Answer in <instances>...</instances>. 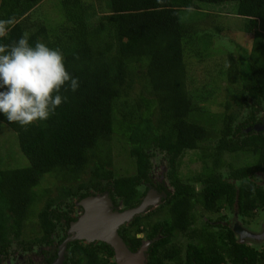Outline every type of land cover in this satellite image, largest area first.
Here are the masks:
<instances>
[{
    "label": "trees",
    "instance_id": "1",
    "mask_svg": "<svg viewBox=\"0 0 264 264\" xmlns=\"http://www.w3.org/2000/svg\"><path fill=\"white\" fill-rule=\"evenodd\" d=\"M40 1L0 0V19L15 20L3 43L27 34L30 45L39 40L50 48H59L67 71L79 79V88L75 93L62 90L67 100L55 114L27 127L9 123L0 114V122L15 134L18 150L27 161V166L22 168L0 169V253L4 252L9 236L17 240L21 234L31 206L49 194L47 188L36 189L43 177L49 175L57 183L56 197L60 198L70 193L66 184L91 169L90 182L97 186L90 182L87 185L97 191H107L112 203L117 198L128 207L137 201L135 187L149 183L145 151L151 148L166 156L169 169L166 177L174 188L172 201L175 200L181 212L176 217L177 220L181 217L176 225L183 224L194 201L205 210H213L215 204L217 208L223 204L231 207L236 201L240 215L254 203H263L264 192L250 178L255 171L264 170V130L254 129L264 126V0H106L107 11L92 26L86 23L80 0H58L62 20L52 28L40 18H31ZM197 2H234L235 15L244 20L241 34L251 39L245 64L238 68L228 59L230 63L225 71L228 102L224 109L229 102L248 109L246 118L234 127L233 115L212 113V119L208 120L191 106L184 61L190 35L181 24L178 11L193 9ZM62 23L65 25L61 26ZM216 32L219 41L221 31L216 29ZM134 82L139 91L131 99L129 92ZM118 131L127 137L135 174L111 179L110 139ZM215 137L216 152L210 154L209 163L205 161L207 157H200V170L190 178L202 184L195 194L174 172L176 158L186 150L197 149L199 142ZM222 152L251 158L229 174L231 180L240 181L237 187L216 174ZM99 180L107 182L100 185ZM57 201L60 200H44L35 214L39 235L26 242L51 243L49 235L61 219L52 208L59 206ZM137 220L134 218L128 225L134 233ZM118 234L130 251L140 244V239L126 236L125 230ZM150 237L152 232L146 238ZM103 250L107 258L112 257V249L102 242L73 245L66 249L67 262L109 264L98 255ZM234 256L236 264H253L256 258L254 252L241 244L235 245ZM163 258L177 260L174 254L160 257L152 243L147 264H164ZM198 259L201 256L195 253V264H203ZM176 264L185 263L177 261Z\"/></svg>",
    "mask_w": 264,
    "mask_h": 264
},
{
    "label": "rangeland",
    "instance_id": "2",
    "mask_svg": "<svg viewBox=\"0 0 264 264\" xmlns=\"http://www.w3.org/2000/svg\"><path fill=\"white\" fill-rule=\"evenodd\" d=\"M80 1L83 6L86 23L90 26L95 25L98 16L107 11L106 0ZM193 7L194 8L190 10L185 9L178 11L179 20L183 28H186L187 33L190 35L186 43L184 61L186 62L187 73L186 89L190 95L191 106L196 111L198 110L199 112H202V117L205 116L208 120L212 119V113L219 115L224 114V116L228 114L233 115L234 120L232 122V127H234L235 124L246 118L248 109L245 105L237 107L231 102L228 103V108L224 109V104L228 102L225 93V87L227 86V83L225 82V71L227 69V63H230V59L232 60V65L235 67L238 66V68H240L241 65L245 64L250 51L251 39L250 37L241 34V32L243 33L241 26L244 20L235 15L234 2L222 4L197 2L194 3ZM31 18L42 19L50 28L56 26L62 20L58 0H41L38 6L32 11ZM63 24L65 25V23H62L61 26H63ZM216 29H220L221 31V33H219V41L216 37L218 35ZM191 33L196 36L191 35ZM232 33L233 35L231 37ZM208 37L212 38L211 41L210 39H207ZM230 39L232 41H230ZM222 41H225L223 43L226 45H223V43H221ZM205 55L207 58H204ZM233 87H235V85H232V88ZM138 91V85L136 83L133 84V87L129 92V98L133 99ZM261 115L262 114H259L258 116ZM215 142L216 137L207 141L199 142L197 149L186 150L178 155L175 162L174 172L182 183H188L195 187L196 190H199V184L194 183L190 178L200 170V157H207L208 159L205 161L209 163L210 154L216 152L214 148ZM110 147L112 150V164L110 167L111 179L122 176H133L135 174L134 160L129 156V143L125 134L120 131L116 134H112ZM145 152L150 164V181L156 183L161 180L163 184H166L167 180L165 174L169 169L167 167L165 154L154 148L146 149ZM220 159L221 166L216 171V174L219 175L221 179L227 180L237 187L240 181L231 180L229 174L232 169L242 167L245 162L250 161V156L240 155L239 153L222 152ZM25 166H27V161L18 150L15 134L9 130L5 124L0 122V169H14ZM91 174V169H86L85 173L80 175L77 180L66 184V188L71 194H73V192L78 189L84 190L86 187H90L87 183L91 180ZM251 181L264 192V172L253 173ZM105 182H107V180H99L98 184L103 185ZM109 182H111V180H109ZM90 183L94 184L95 182ZM145 186L146 185L144 184L138 186V192H143ZM46 188L50 190L49 194L35 202L29 211H27L29 217L22 225L21 238L23 240L21 242L37 236L38 228L35 214L42 208L45 199L56 198V200H60L59 202H62L60 205L58 201L56 202L57 205H59V209L60 207L65 208L64 204L70 202L71 205H74L76 202L74 198L67 199L64 196V198L56 197L58 192L57 183L49 175L43 177L40 180L39 185L36 187L37 190ZM90 188L88 189L89 194L100 196V194H95L96 192ZM118 206L121 208L120 204ZM72 207L74 211L72 210L71 214L77 216L80 211L74 208V206ZM223 208L224 209L220 211L222 216L225 215L223 223L238 227L239 234H236L238 235V239L235 238L237 239V242L245 245H253L257 247L258 250H261L262 248L258 247V244H261L262 241L254 239L249 240L247 236L250 235L247 230H250L252 226L253 229L257 231L259 230L258 233L261 234V236H264V222H262L264 220L259 221V217L256 215L248 222H244L241 215L236 212L235 203L231 208V211L227 210L226 206ZM261 211L264 212V209ZM198 212L200 211H197V213ZM201 214L206 216L205 213ZM253 214H255V212H249V215L253 216ZM262 214L264 218V213ZM148 215L149 216L146 218L147 222L153 223L160 219L162 213ZM56 233L58 235V232ZM254 237L257 238L258 236L255 235ZM259 238L261 239V237ZM174 243L176 246L182 248L184 241L179 237ZM6 254V257H0V264H44L43 260L40 259V256H34L29 253L18 251L17 246L14 243L9 247ZM110 260L114 261V258L112 257ZM60 263L61 260L58 259H53L50 262V264Z\"/></svg>",
    "mask_w": 264,
    "mask_h": 264
},
{
    "label": "flooded vegetation",
    "instance_id": "3",
    "mask_svg": "<svg viewBox=\"0 0 264 264\" xmlns=\"http://www.w3.org/2000/svg\"><path fill=\"white\" fill-rule=\"evenodd\" d=\"M255 172H264V170H259ZM166 175L167 172L165 176ZM148 179H149V168H148ZM166 180H167L166 184H163L161 180L154 183L149 179V183H144V185L146 186L144 187L143 192H138L137 190V187L140 185L136 186L135 189L137 191V195H136L137 201L132 202L131 206L128 207L125 206L117 198L115 204L112 203L110 201L107 191L104 190L97 191L91 187L96 192L95 194H100V196H102L103 194L106 195L108 201L110 202L111 205L110 209L112 212H122L129 209L137 208L139 207L140 204H142L143 199L146 198V196L149 195L150 193H153L154 197H157L154 203L146 205L138 214L134 215L128 223H124L125 224V225L123 224L124 226L121 225L117 229V235L119 236L120 239L121 237L118 234V232L119 231L122 232L123 230L126 231V236H133L135 239H140V244L133 251H130L128 249V246H125L130 253H135L137 250L142 248V246H144L145 249L143 251V258H144L143 262L144 264H147V252L149 251L151 244L154 243L156 245V253L160 254V257L163 254H166V256L167 254H174V256L177 257L176 261H174L171 258L169 259L163 258L162 262L164 264H176L177 261L183 262L185 264H189V263L195 264V253H197L199 257L201 256V259H198V261L201 260L203 264H215V263L236 264L235 260L237 258H235L234 256L235 245L241 244L247 249H249V251H252L256 254V258L253 264H264V245H262L264 244L263 242L264 236H261V234L258 233L259 230L257 231L253 229L252 226L250 230H247V232H249L250 235L247 236L249 240L254 239V240L262 241L261 244H258V247L262 248L261 250H258L257 247L253 245H245L237 242L238 235L236 234H239L238 227L235 225L223 223V219L225 218V215L222 216L220 214V211L224 209L223 208L224 206H226L225 204H223L219 208H217L218 205L215 204L213 210H205L200 203L194 201L189 209V213L185 215V221L183 222V224L176 225V222H179V219L181 218L180 217L177 220L176 217L178 213L180 214L181 212L179 208H176L175 200L172 201V199H174L173 198L174 188L170 184V181L167 177ZM193 182L199 184V190H201L202 184L195 181ZM94 185L97 186L96 184ZM188 185L192 188L195 194L199 192V190H196L195 187H193L192 185L190 184ZM89 188L90 187H86L84 190L78 189L77 191L73 192V194L69 193L68 195H64V197L67 199L74 198L76 200L74 205H71L69 202L67 204H64L65 208L60 207L59 209L57 206H54V208L52 207L57 211L61 219L59 220V223L55 225L53 232H51V234L49 235V238L51 240V243H49V245L44 244L42 242L40 244L37 243L34 244L33 242L30 243L26 241L21 242L23 240L21 238V234L18 236L17 240H13V238L9 236L8 244L4 249L5 253L1 252L0 257H4V256L6 257L7 250L14 243L17 246L18 251L29 253L34 256H40V259L43 260L44 264H50V262L53 259H58L59 252L61 250V246L63 242L67 238H70V234H68L69 224L75 222L77 218L83 213V208L80 202L85 198L95 197L94 194H89L88 191ZM80 194H82L83 196L81 197ZM58 203L60 205L62 202L61 203L58 202ZM234 203H235L236 212H238L236 207V201L233 202L231 207L226 206V209L231 211L232 210L231 208L233 207ZM119 204L121 205V208H119L118 206ZM72 206H74V208L80 211V213L77 216L71 214L73 210ZM262 209H264V201L260 205L259 203H254V206L250 208L249 211H246L244 215H241V217L244 220V222H248L256 215L257 217H259L258 218L259 221L264 220L262 214L264 212L261 211ZM197 211L200 212L197 213ZM249 212L251 213L255 212V214H253L252 216L249 215ZM153 213L154 214L162 213V215L160 216L159 220H156L153 223H148L146 218L149 216L148 214H153ZM201 213H205L206 216H203ZM136 217L138 219L137 220L138 224H137V231L134 233L133 229L130 228L131 226L128 227V225ZM164 230H168V232H164ZM56 232H58V235ZM151 232H152V237H150V239H147L146 237L148 236V233ZM37 235H39V229ZM255 235L258 237L257 238L254 237ZM179 237L182 238V240L184 241L182 248L180 246H176V244L174 243L176 242L177 239H179ZM259 237H261V239ZM94 242H98V241L86 242L84 240H78V239H70L68 241H65L64 248L62 249L60 264H68L67 258H69L68 257L69 252L66 251V249L69 250L73 245L85 246L89 243H94ZM231 242L235 243V245ZM104 253L105 252L103 250L99 252L98 255L102 258H106L109 264L113 262L110 260L113 257V252L111 258H107V256Z\"/></svg>",
    "mask_w": 264,
    "mask_h": 264
},
{
    "label": "clouds",
    "instance_id": "4",
    "mask_svg": "<svg viewBox=\"0 0 264 264\" xmlns=\"http://www.w3.org/2000/svg\"><path fill=\"white\" fill-rule=\"evenodd\" d=\"M14 24L12 17L0 19V88L5 89L0 91V114L9 123L27 127L54 115L67 100L62 90L75 93L79 79L67 71L59 48L39 40L30 45L27 34L3 43Z\"/></svg>",
    "mask_w": 264,
    "mask_h": 264
},
{
    "label": "water",
    "instance_id": "5",
    "mask_svg": "<svg viewBox=\"0 0 264 264\" xmlns=\"http://www.w3.org/2000/svg\"><path fill=\"white\" fill-rule=\"evenodd\" d=\"M255 130H264V126H256ZM157 197L150 193L143 199L137 208L122 212H112L110 202L105 194L83 199L80 204L83 213L75 222L69 224L68 234L70 239L84 240L86 242L98 241L108 245L113 252L114 264H144V246L135 253H130L122 240L117 235V229L138 214L146 205L154 203ZM63 242L59 252L58 260H61ZM146 245V244H143Z\"/></svg>",
    "mask_w": 264,
    "mask_h": 264
}]
</instances>
